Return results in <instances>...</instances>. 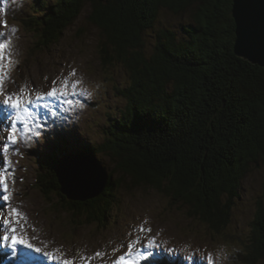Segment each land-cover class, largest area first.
Masks as SVG:
<instances>
[{"label": "trees", "instance_id": "1", "mask_svg": "<svg viewBox=\"0 0 264 264\" xmlns=\"http://www.w3.org/2000/svg\"><path fill=\"white\" fill-rule=\"evenodd\" d=\"M233 0H37L24 26L50 50L89 11L104 65L121 63L130 82L116 90L125 108L108 115L102 140H65L37 158L35 185L88 223L106 222L115 194L156 190L216 234L232 223L251 169L264 160V69L234 52ZM165 15L186 16L169 26ZM152 33L148 46L147 36ZM150 47V48H149ZM80 144V145H79ZM71 154L115 160L102 194L87 202L60 192L56 169ZM118 177V178H117ZM118 179V180H117ZM239 257L264 264V207ZM257 236V237H256ZM162 264H167L163 261Z\"/></svg>", "mask_w": 264, "mask_h": 264}, {"label": "rangeland", "instance_id": "2", "mask_svg": "<svg viewBox=\"0 0 264 264\" xmlns=\"http://www.w3.org/2000/svg\"><path fill=\"white\" fill-rule=\"evenodd\" d=\"M34 1L37 0H0V22L6 21V26H0V33H4L0 42L11 38L12 60L9 65V50H5L2 61L4 92H19L22 88L25 92H47L54 82L59 85L67 79L82 80L79 87L87 89L91 96H70L74 102L72 106L62 99L51 98L43 102L47 107L33 104L32 111L39 118L37 122L46 125L45 131L52 133L51 138L45 140L42 135L39 142H27L21 137L7 153L2 151L3 144L7 143V122L0 120V176L7 175L12 193L6 201L0 184V264H64L65 260L89 264L84 257L89 258L90 264H114L119 256L127 253V245L137 239L141 243L135 244L133 255L128 257L135 264H153L152 256L147 258L149 261L140 256V249L148 239H154L160 246L152 250L153 256L163 255L166 249L175 250L167 253L176 258L175 264H208L209 254L213 264H242L236 257L256 235L254 222L260 206L264 207V160L254 166L245 179L233 209L232 223L223 234L213 233L202 222L190 219L187 208L149 188L143 192L126 187L118 191L111 199L106 222L102 223H88L84 216L66 211L59 197H47L39 191L35 185L38 156L51 152L57 142H61L60 150H64L65 140L71 144L101 141L108 115L125 108L126 101L116 88L126 86L130 77L121 63L107 66L101 62L98 45L101 32L88 22V10L50 50L36 48L34 33L24 26ZM164 18L169 26L189 22L186 16L165 15ZM13 27L18 29L15 34L11 32ZM151 35L150 32L147 36L148 46L153 40ZM73 70L75 76L71 75ZM4 111L0 108V115ZM53 111L55 117L50 114ZM66 158L62 160L64 163ZM98 159L109 172H115L113 158L100 155ZM9 205L19 210V219L7 216ZM9 218L13 221L11 227L17 229L16 238H24L35 248L51 253V258L24 246H18L14 256L11 242L2 239L10 228L4 220ZM142 228L151 229V232L141 231ZM96 252L103 255L96 257ZM189 254H195L194 259L185 261L184 256ZM33 255L37 257L31 260Z\"/></svg>", "mask_w": 264, "mask_h": 264}, {"label": "snow or ice", "instance_id": "3", "mask_svg": "<svg viewBox=\"0 0 264 264\" xmlns=\"http://www.w3.org/2000/svg\"><path fill=\"white\" fill-rule=\"evenodd\" d=\"M0 26H6V21L0 22ZM11 32L15 34L18 32V29L13 27L11 29ZM0 36H4V33H0ZM11 38H5L3 42H0V108L5 109V111L0 115V120L6 121V127L5 130L7 132L6 140L7 143L3 144L2 151L4 153H7L9 151L10 146L16 145L19 143L20 138L23 137L25 141L31 142L33 140H36V142H39V138L43 135L45 140L51 138L52 133L45 131L46 125L43 123H38V117L37 115L32 111V105L35 104L37 107L41 106L44 101L48 99H56V100H64L65 103H67L69 106L73 105V101L69 98L70 96H76V95H84V96H91V93L87 89L80 88L79 86L82 85V80H75V81H68L65 79L63 82H61L59 85H57L55 82L50 87V89L47 92H25V90L22 88L19 92H8L5 93L3 90V58L5 50L8 51V61L9 65L11 64ZM72 76L76 75L75 70L71 72ZM71 88L72 91L70 92L68 89ZM43 106L47 107L46 104H43ZM81 107H83V104H81ZM53 117L56 116L55 111L50 113ZM31 122V123H30ZM53 125L55 126L56 121L55 119L52 121ZM23 125L21 128L20 125ZM33 126L35 127V131H33ZM19 133V135H18ZM17 153L19 152V149H14ZM10 163V162H9ZM14 182V181H13ZM0 184L3 185V190L6 193L4 196V199L6 201L9 200L12 193L9 191V185L7 182V175L0 176ZM8 217L15 216L19 219L21 216V213L18 209L11 208L9 205V210L7 213ZM4 223L8 224L10 226L8 232L4 233L2 236L3 241L5 242H11L10 249L13 250L14 256L17 255V249L18 246H24L27 249H33L34 252L40 253L43 257L51 258L52 254L48 252H44L41 248H35L34 245L28 242V240L24 238H16L14 235L17 229L15 227H11L13 224L12 219H5ZM141 231L151 232V229H145L142 228ZM141 241L137 239L134 243H130L127 245L128 251L125 255L119 256L118 260L114 262V264H135V261H130L128 257H131L133 255V248L135 244H140ZM156 247H160L154 239H148L145 244H143V247L140 249V256L142 260L149 261L147 258L149 256H152V262L153 264H162L163 261H167V264H175V257L174 256H168V252H174L173 249H166L165 253L162 255L161 253H156V255L153 256L152 250ZM147 249V251H145ZM184 251H187L186 249ZM103 254L100 252H96V257H101ZM195 254H189L187 256H184L185 261H192L194 259ZM198 259V257H195ZM226 258V257H225ZM85 260H90L88 257H84ZM208 264H213V257L209 254L206 257ZM64 264H75L73 260H65Z\"/></svg>", "mask_w": 264, "mask_h": 264}, {"label": "water", "instance_id": "4", "mask_svg": "<svg viewBox=\"0 0 264 264\" xmlns=\"http://www.w3.org/2000/svg\"><path fill=\"white\" fill-rule=\"evenodd\" d=\"M232 16L235 54L264 69V0H233ZM56 177L63 196L83 203L102 194L109 180L106 168L86 154L68 156L56 169Z\"/></svg>", "mask_w": 264, "mask_h": 264}, {"label": "bare ground", "instance_id": "5", "mask_svg": "<svg viewBox=\"0 0 264 264\" xmlns=\"http://www.w3.org/2000/svg\"><path fill=\"white\" fill-rule=\"evenodd\" d=\"M57 111H59V110L57 109ZM61 113H62V112H61ZM88 156H90V155H88ZM66 157H67V156H66ZM90 157H91V156H90ZM67 158H68V157H67ZM67 158H66V159H67ZM4 243H5V242H4ZM4 245H5V244H4ZM34 257H35V259H36L37 256H36V255H33L32 257H30V259L32 260V259H34ZM33 264H34V263H33Z\"/></svg>", "mask_w": 264, "mask_h": 264}]
</instances>
